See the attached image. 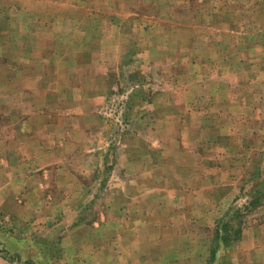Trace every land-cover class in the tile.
Wrapping results in <instances>:
<instances>
[{"label": "rangeland", "instance_id": "1", "mask_svg": "<svg viewBox=\"0 0 264 264\" xmlns=\"http://www.w3.org/2000/svg\"><path fill=\"white\" fill-rule=\"evenodd\" d=\"M0 264H264V0H0Z\"/></svg>", "mask_w": 264, "mask_h": 264}, {"label": "trees", "instance_id": "2", "mask_svg": "<svg viewBox=\"0 0 264 264\" xmlns=\"http://www.w3.org/2000/svg\"><path fill=\"white\" fill-rule=\"evenodd\" d=\"M228 236L229 235H226V237L224 238L227 242L229 241Z\"/></svg>", "mask_w": 264, "mask_h": 264}]
</instances>
